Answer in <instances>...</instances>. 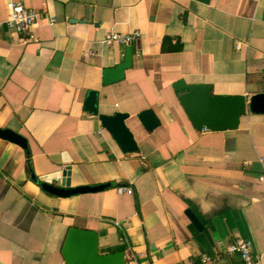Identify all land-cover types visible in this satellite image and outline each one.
Listing matches in <instances>:
<instances>
[{
  "label": "crops",
  "instance_id": "obj_1",
  "mask_svg": "<svg viewBox=\"0 0 264 264\" xmlns=\"http://www.w3.org/2000/svg\"><path fill=\"white\" fill-rule=\"evenodd\" d=\"M22 1L42 15L26 34L10 30L0 0V129L27 141L0 138V264H65L70 228L95 231L101 253L124 251L126 264H204L239 239L264 264V114L199 131L174 90L184 80L248 103L264 93V0ZM136 32L132 67L103 85L128 47L104 39ZM91 92L99 115H129L136 153L86 110ZM147 110L160 121L152 132L138 119ZM68 167L71 187L111 186L46 192L41 178Z\"/></svg>",
  "mask_w": 264,
  "mask_h": 264
},
{
  "label": "water",
  "instance_id": "obj_2",
  "mask_svg": "<svg viewBox=\"0 0 264 264\" xmlns=\"http://www.w3.org/2000/svg\"><path fill=\"white\" fill-rule=\"evenodd\" d=\"M123 63L113 69L104 71L103 85L108 86L122 81L125 71L132 67L133 48L128 46ZM174 90L182 93L180 103L193 126L199 130L227 131L239 127L242 116L250 111L253 114H264V93L254 95L250 102L244 96L213 95L211 88L206 85H188L180 80L174 84ZM97 92H91L86 101V110L98 116L103 128L113 137L124 153L132 154L138 151V144L134 135L128 129L126 120L128 114L117 113L113 116L99 115L97 106ZM144 128L152 132L160 126V121L153 110H147L138 115ZM0 138L16 143L23 148L27 141L20 135L0 129ZM71 162L64 158V163ZM71 168L58 171L42 177L43 189L61 198H68L81 194L97 193L108 189L111 185L71 187ZM192 222L200 228L199 221L188 213ZM62 255L65 264H126V253H101L99 235L92 230L70 228L64 242Z\"/></svg>",
  "mask_w": 264,
  "mask_h": 264
},
{
  "label": "built area",
  "instance_id": "obj_3",
  "mask_svg": "<svg viewBox=\"0 0 264 264\" xmlns=\"http://www.w3.org/2000/svg\"><path fill=\"white\" fill-rule=\"evenodd\" d=\"M42 15L34 10L24 6L22 0H9L8 2V19L6 21L10 30L26 34L29 33L39 23ZM56 22L55 17H50V25L53 26ZM140 33L136 32L130 35H124L119 33H109L104 39V44L112 46L114 44H120L124 46H132L138 42ZM241 44H237V48H240ZM264 183V176L259 179ZM120 193H126L132 195L133 191L130 188L122 187L119 189ZM223 256L227 259L234 256H238L237 263L227 261L224 264H259L260 257L252 252L250 243L246 240L239 239L233 245H231L225 253L218 254L215 258L205 256L203 259L204 264H218L221 262Z\"/></svg>",
  "mask_w": 264,
  "mask_h": 264
},
{
  "label": "trees",
  "instance_id": "obj_4",
  "mask_svg": "<svg viewBox=\"0 0 264 264\" xmlns=\"http://www.w3.org/2000/svg\"><path fill=\"white\" fill-rule=\"evenodd\" d=\"M169 42V40H165L164 44H163V51L166 52L169 49L167 48V43ZM172 50L174 51H180L182 50V46L180 44H178L177 46H175L174 48H172Z\"/></svg>",
  "mask_w": 264,
  "mask_h": 264
}]
</instances>
